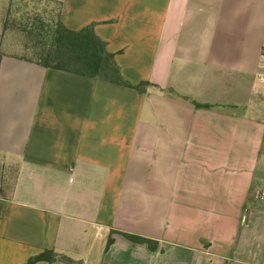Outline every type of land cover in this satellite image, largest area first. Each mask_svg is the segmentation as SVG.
Here are the masks:
<instances>
[{
  "label": "crops",
  "instance_id": "0c3cea01",
  "mask_svg": "<svg viewBox=\"0 0 264 264\" xmlns=\"http://www.w3.org/2000/svg\"><path fill=\"white\" fill-rule=\"evenodd\" d=\"M57 1L154 86L44 67L0 28V264H264V0Z\"/></svg>",
  "mask_w": 264,
  "mask_h": 264
},
{
  "label": "trees",
  "instance_id": "16d2710c",
  "mask_svg": "<svg viewBox=\"0 0 264 264\" xmlns=\"http://www.w3.org/2000/svg\"><path fill=\"white\" fill-rule=\"evenodd\" d=\"M32 1V0H24ZM35 3V0H33ZM43 6L34 4L23 11L18 20L12 22L27 38L26 49L33 48L31 56L18 55L23 59L38 63L44 67L68 71L91 78L130 87L138 92H145L154 86L147 80L131 83L120 73L114 59V53L106 47L93 30V23L80 29H70L62 21V3L57 0H39ZM39 6V7H38ZM171 90V89H170ZM196 106L211 107L210 104L194 103ZM126 238L134 242L147 243L154 249L155 241L139 235L121 232ZM112 241L108 238L107 244ZM49 263L61 262L71 264L74 261L63 253L45 248L41 252L30 256L22 264H34L37 261Z\"/></svg>",
  "mask_w": 264,
  "mask_h": 264
},
{
  "label": "rangeland",
  "instance_id": "374dc122",
  "mask_svg": "<svg viewBox=\"0 0 264 264\" xmlns=\"http://www.w3.org/2000/svg\"><path fill=\"white\" fill-rule=\"evenodd\" d=\"M7 3V7H0V28L1 30H3V33H7L8 40L11 42V45L8 47L7 50L18 55H27L26 53H28V55L31 56L33 48H25L28 43V37H26L25 34L20 32L16 28L12 20L13 18H16L18 20V17L21 16L23 11H27V9H30L31 6L29 5L34 4V8L36 5L43 6V2L39 0H35V3L33 0H8Z\"/></svg>",
  "mask_w": 264,
  "mask_h": 264
},
{
  "label": "built area",
  "instance_id": "2783aa9c",
  "mask_svg": "<svg viewBox=\"0 0 264 264\" xmlns=\"http://www.w3.org/2000/svg\"><path fill=\"white\" fill-rule=\"evenodd\" d=\"M260 56H261L262 61H263V69H264V35H263V39H262V45L260 48ZM258 78H259V80L264 81V71H263V74H260Z\"/></svg>",
  "mask_w": 264,
  "mask_h": 264
}]
</instances>
